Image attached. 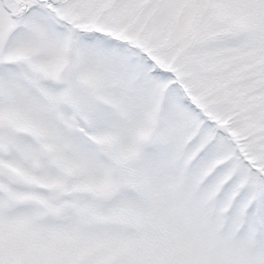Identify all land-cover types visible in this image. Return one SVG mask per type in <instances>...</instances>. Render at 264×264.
Masks as SVG:
<instances>
[{
    "label": "snow or ice",
    "instance_id": "obj_1",
    "mask_svg": "<svg viewBox=\"0 0 264 264\" xmlns=\"http://www.w3.org/2000/svg\"><path fill=\"white\" fill-rule=\"evenodd\" d=\"M0 264H264V0H0Z\"/></svg>",
    "mask_w": 264,
    "mask_h": 264
}]
</instances>
